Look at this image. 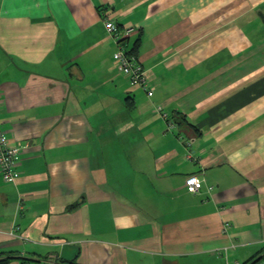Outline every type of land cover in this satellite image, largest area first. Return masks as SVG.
<instances>
[{
  "label": "crops",
  "instance_id": "0c3cea01",
  "mask_svg": "<svg viewBox=\"0 0 264 264\" xmlns=\"http://www.w3.org/2000/svg\"><path fill=\"white\" fill-rule=\"evenodd\" d=\"M0 128V257L264 264V0H0Z\"/></svg>",
  "mask_w": 264,
  "mask_h": 264
},
{
  "label": "built area",
  "instance_id": "2783aa9c",
  "mask_svg": "<svg viewBox=\"0 0 264 264\" xmlns=\"http://www.w3.org/2000/svg\"><path fill=\"white\" fill-rule=\"evenodd\" d=\"M108 32L117 41L118 50L116 51L114 60L117 67L127 75L134 85H142L146 89L147 77L144 65L139 56L127 49L125 38L135 31L134 27H127L122 30L114 21L108 19L106 22ZM149 96L154 94L153 90H148ZM165 119L171 126L175 125L173 119L167 113H163ZM22 148L19 145L11 144L6 132L0 128V176L6 183H15L20 178L21 172L18 170L19 155ZM203 180L199 175H191L186 186L189 192L198 193L202 188ZM230 223H226L224 230H228Z\"/></svg>",
  "mask_w": 264,
  "mask_h": 264
},
{
  "label": "trees",
  "instance_id": "16d2710c",
  "mask_svg": "<svg viewBox=\"0 0 264 264\" xmlns=\"http://www.w3.org/2000/svg\"><path fill=\"white\" fill-rule=\"evenodd\" d=\"M139 44H140V40H138L136 42V47H134L133 49H129L131 53L138 55V48H139ZM127 49H128V45H127ZM176 117V122L180 125V124H188L190 125L191 123L187 120L186 116H179L178 114H175ZM74 207H72L73 209ZM13 260H17L19 262H21V264H33V262H35L36 260L31 259V258H27V257H22V256H17V255H8L6 257L1 256L0 257V264H9L10 262H12Z\"/></svg>",
  "mask_w": 264,
  "mask_h": 264
},
{
  "label": "rangeland",
  "instance_id": "374dc122",
  "mask_svg": "<svg viewBox=\"0 0 264 264\" xmlns=\"http://www.w3.org/2000/svg\"><path fill=\"white\" fill-rule=\"evenodd\" d=\"M0 185H1V180H0Z\"/></svg>",
  "mask_w": 264,
  "mask_h": 264
}]
</instances>
